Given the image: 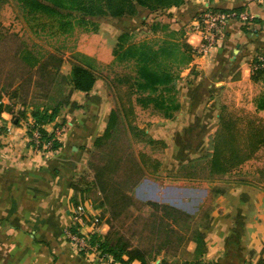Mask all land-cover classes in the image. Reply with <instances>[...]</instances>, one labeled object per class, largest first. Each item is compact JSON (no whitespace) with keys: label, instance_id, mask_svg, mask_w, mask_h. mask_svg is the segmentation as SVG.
<instances>
[{"label":"crops","instance_id":"crops-1","mask_svg":"<svg viewBox=\"0 0 264 264\" xmlns=\"http://www.w3.org/2000/svg\"><path fill=\"white\" fill-rule=\"evenodd\" d=\"M209 8H245L260 24L244 31L238 22L228 23L215 49L203 56L192 53L191 61L180 73L176 89L183 97L189 96L185 95L186 102L181 104L182 110L189 111V141L193 143L189 145V159L202 157L208 151L209 138L219 122L217 97L229 88L257 85L251 79L252 62L264 56V0H185L178 8L154 14L139 7L133 17L96 20L98 29L81 34L77 48L79 53L110 65L124 33L132 35L133 40L141 34H153L154 39L162 40L170 33H183L193 51L201 40L193 28L194 22ZM157 23L161 28L153 32L151 27ZM162 26H167V30ZM18 86L19 82L13 88L4 80L0 82L3 104L11 103L10 93ZM110 91L98 80L90 92L73 93L76 108H63L56 120L44 127L51 135L61 126L66 131L58 138L62 148L46 157L33 149L24 122H18L8 111L1 114L0 264H96L77 252L68 242L66 231L73 224V184L85 169L87 151L105 132L115 108ZM165 121L164 126L171 131L158 135L157 139L163 141L178 127L173 119ZM207 221L200 228L204 235V261L260 264L264 260L263 187L255 182L231 184L215 198ZM104 230L101 226L100 231ZM196 248V244L190 248L192 256ZM162 259L150 264H160Z\"/></svg>","mask_w":264,"mask_h":264},{"label":"trees","instance_id":"trees-1","mask_svg":"<svg viewBox=\"0 0 264 264\" xmlns=\"http://www.w3.org/2000/svg\"><path fill=\"white\" fill-rule=\"evenodd\" d=\"M25 8L29 9L32 14L42 13L50 24H56L63 35L71 34L76 26L85 28L86 31H96L98 24L95 18H125L133 17L138 14V8L142 7L152 14L158 13L171 8L180 7L185 0H21ZM4 1L0 0V8L4 6ZM221 12H247L245 8L225 10L220 8H211ZM206 12V11H205ZM75 13L79 14L77 17ZM255 16V15H254ZM242 30L250 31L260 21L256 17L252 21L241 22ZM47 23L44 24L46 26ZM1 27V26H0ZM161 28L160 23L154 24L151 29L156 32ZM167 26H162L167 30ZM183 33H170L162 40H144L135 42L130 34H122L114 49V63L131 64L134 68L133 73L118 77L117 86L125 88L128 104L121 107L123 118L129 128L132 137L141 143H156L147 136L144 130H140L135 125V104L143 108L153 106L162 115L168 119H174L176 111L181 106L176 99L177 89L176 82L180 78V72L189 64L192 57V49L187 43H179ZM12 37L5 36L0 30V43L9 40ZM13 55L7 57L9 64L12 65L5 75L0 76V82L9 88H13L15 82H19L16 90L10 93L11 103L5 105L2 103V93L0 91V115L8 111L18 122L32 120V129L29 130L30 136L37 129L43 140H52L54 134H48L44 129L45 126L53 123L65 107L76 108V103L72 101L75 91L88 93L100 80L99 63L79 52L74 53L71 61V71L69 75L62 74L64 58L53 52L40 54L30 49L26 44L16 43ZM12 54V53H11ZM7 65V68H8ZM252 80L254 82H264V61L255 58L252 62ZM56 86V93L62 96L53 106L42 103L30 102L31 94L34 90H40L44 94V99L50 96V91ZM135 101L133 102V98ZM55 97L51 96V101ZM256 108L258 111H264V94L257 98ZM30 109V112L28 111ZM120 121V115L117 110H112L109 122L104 134L97 138L95 145L104 146L113 138V131L117 128ZM2 130V129H0ZM144 138H147L145 140ZM62 143L55 140L53 151L57 152L62 148ZM264 150V124L257 119L235 117L224 108L219 117L217 131L209 138L208 155L206 169L202 167L201 171H207L208 177H223L231 175L234 171L241 168L249 161L255 159L259 152ZM203 159V157L198 158ZM144 153L138 157L130 154V167L136 175L133 185L143 176L146 161ZM197 160V159H196ZM122 164V160H119ZM196 162L189 165L193 168ZM154 172H158L160 163L153 162ZM264 177V169L258 171ZM190 178H195L194 173H189ZM106 174L99 171L95 178V185L104 195L103 204L110 206L121 205L122 210L138 206L142 213L147 207H151L155 225L153 226L152 240L155 243L160 242V232L163 230L170 231L177 239L183 238L180 231L185 230L189 233L193 231V218L190 215L169 206L160 203L147 202L140 204L134 202L129 196V191L115 183L112 184L109 179L105 178ZM132 185V186H133ZM75 196L72 199L74 207L79 205L77 194L80 193L76 182L73 184ZM221 192L217 195H222ZM153 212V213H152ZM114 219L118 216L113 215ZM110 230L104 237L94 239L96 245L103 254L111 257L114 261L122 264H150L158 257L163 256L160 264H166L168 257L172 255L173 239L168 236L166 242L152 249H146L141 245L134 246L131 239L125 235L118 234L108 220ZM175 228V229H174ZM186 233V232H185ZM163 235V234H162ZM181 235V236H180ZM196 245L194 260H189L184 264H213L203 260L205 252L204 235L199 233L196 240H192ZM154 243V244H155ZM153 255V256H152ZM152 257V258H151ZM175 257V256H173ZM264 264V260L260 262Z\"/></svg>","mask_w":264,"mask_h":264},{"label":"rangeland","instance_id":"rangeland-1","mask_svg":"<svg viewBox=\"0 0 264 264\" xmlns=\"http://www.w3.org/2000/svg\"><path fill=\"white\" fill-rule=\"evenodd\" d=\"M3 1L5 2V6L0 11V30L5 36L12 38L0 43V76H4L12 66L8 65L10 61L7 57L13 55L16 43H19V41L26 44L35 52H40V54L53 52L62 56L64 58V65L61 69L62 74L69 75L72 58H74V53L78 52L77 48L81 34L94 33L95 31H86L85 28L76 26L70 35H63L56 24H50V20L42 13L32 14L29 9L25 8L21 0ZM75 15L79 16L77 13ZM100 19L95 18L93 20L101 21ZM45 23H47L46 26H44ZM144 40L154 41L156 39H154L153 34L148 36L141 34L134 41L141 42ZM179 41L180 44L187 43L188 38L184 36ZM202 43L203 40H200L196 49ZM192 53L194 56H203V54H198L197 51H192ZM257 58L259 60L264 59V56L260 55ZM98 69L99 76L101 77L100 80L111 90L114 109L118 111L120 121L117 128L113 131V138L108 143L100 147H97L94 143L93 147L87 151L85 169L75 180L80 192L77 194L79 204L88 205L92 223L95 222L94 225L91 222H87L88 224L83 229L82 233L84 235H82L85 241L92 249L99 247V244L93 243L94 239L96 240V238L104 237L108 234L110 230L108 220H110L112 221L114 230L118 234L125 235L128 239H131L134 246L141 245L151 250L153 245L154 247L163 245L166 242V238L170 236L174 244L171 248L172 255L175 257H168L166 264H184L189 260H194V256L189 252L191 247H195V243L192 240H196L200 233V228L207 225L209 213L214 209L215 198L219 196L217 195L218 192H226L231 184L240 182H255L256 185L264 188V177L258 173L259 170L264 169V150L259 152L255 159L249 161L231 175L208 177L207 171H201V168L206 166L207 159H204V157L208 155V151L202 156L203 159H189V145L193 144L189 141V111L182 110L181 108L176 111L173 120L178 122V127L166 136L167 141H163L157 139V137L158 135H166L167 132L171 131V128L164 126L165 120L168 119L158 110L154 109L153 106L143 108L135 104V125L140 130H144L147 136L156 143L149 144L136 141L132 137L121 112V107L123 105L126 106L129 102L124 91L125 88L117 86L116 83L118 77L133 73V66L127 63L120 64L113 62L110 65L99 63ZM255 83L257 85L247 83V85L229 88L227 92L217 97L216 101L220 108V114L225 108L235 117L243 119L255 118L258 122L264 124V111H258L256 108L257 98L264 94V82L259 81ZM56 90L57 87L54 86L50 91V96L44 99V94L40 90L35 89L33 94H31L30 102L53 106L62 98L60 94L56 93ZM185 95L183 97L177 91L176 99L180 106L186 100L183 99ZM51 96L55 97L53 101L50 100ZM186 97L189 98L188 95ZM133 102H136L135 97L133 98ZM166 127L167 129H164ZM60 128L62 129V126ZM31 129L29 127V130ZM61 129L56 130L54 138L57 133L62 138V135L66 131L63 132ZM28 135L30 134L28 133ZM144 139L147 140V138ZM55 140H58L57 137ZM30 144L34 150H37L32 141ZM38 153L46 157L55 152L45 151ZM140 153H144L148 162L145 166H142L144 169L143 176L136 185H133L135 179H138L139 176L131 171L129 163L130 154L138 157ZM119 160H122V164L119 163ZM154 161L160 163L157 173L154 172ZM193 162H196L193 165L197 168H193L195 170L192 171L189 165ZM99 171H103L106 174L105 178L109 179L112 184L118 183L117 185L125 188L124 191H129V196L136 203H160L162 205H169L186 215H190L193 218V231L191 233L186 230V233L180 231L183 238L177 239L170 231L163 230L160 232V242L155 243L156 240H152L151 238L153 236V226L155 225V218L151 214L153 209L147 207L142 213L139 211L138 206L125 210H122L124 208L122 205L120 207H115L114 205L110 206V208L105 206L103 204L104 195L99 192V189L95 185V178ZM189 173H194L195 178H190ZM115 214L118 216L114 219L113 215ZM101 226H104V232L107 231L105 234L100 231ZM72 227L74 228L75 226L72 224ZM72 227L69 230H72ZM68 242L70 243L69 240ZM77 252L85 255L89 261L99 264L97 262L99 257H96L98 253L95 252L94 254L90 253L93 251H90V255L86 256L81 250H77ZM161 257L163 258V256H160L156 260L161 259Z\"/></svg>","mask_w":264,"mask_h":264},{"label":"built area","instance_id":"built-area-1","mask_svg":"<svg viewBox=\"0 0 264 264\" xmlns=\"http://www.w3.org/2000/svg\"><path fill=\"white\" fill-rule=\"evenodd\" d=\"M255 18L254 15H251L247 12L237 13V12H221L216 11L214 9L209 8L206 12L201 14L194 22L193 28L201 35V41L203 43L200 45L198 49H193L194 52L197 51L200 55H206L210 53L215 47L217 46L219 40L223 37V30L224 27L232 22V21H241L247 22L252 21ZM264 61V59H260ZM1 121V115H0ZM27 129L29 127L32 128V120L24 122ZM1 128V125H0ZM60 130V129H59ZM58 131V130H57ZM64 132V129H61ZM59 138L58 133L55 135V138ZM55 138L52 140H43L41 138L40 132L35 129L31 135V141L33 145L36 146L37 152H49L53 151V143ZM73 225L75 226L72 230L66 231V237L70 241V243L75 247L76 250L83 251L86 256L90 255V253H98L96 257H99L98 261L99 264H122L120 262L114 261L111 257L102 254V251L99 247L92 249L90 245L84 239L83 229L85 228L87 222H91V217L89 215L88 205L86 204H79L78 206L74 207L73 217H72ZM95 222L92 223L94 225ZM83 234V235H82ZM82 235V236H81ZM106 258V260H105ZM110 259V260H109Z\"/></svg>","mask_w":264,"mask_h":264}]
</instances>
